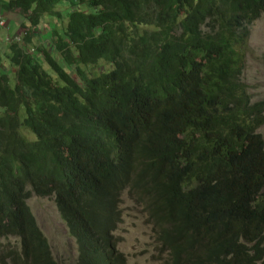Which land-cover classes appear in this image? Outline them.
Segmentation results:
<instances>
[{
	"label": "trees",
	"instance_id": "1",
	"mask_svg": "<svg viewBox=\"0 0 264 264\" xmlns=\"http://www.w3.org/2000/svg\"><path fill=\"white\" fill-rule=\"evenodd\" d=\"M0 12L15 67L12 82L0 68V236L16 242L1 264H56L32 194L54 196L77 264H124L112 232L127 188L166 264H264V102L236 51L264 0H0ZM45 17H65L48 30L58 59L35 43Z\"/></svg>",
	"mask_w": 264,
	"mask_h": 264
},
{
	"label": "rangeland",
	"instance_id": "2",
	"mask_svg": "<svg viewBox=\"0 0 264 264\" xmlns=\"http://www.w3.org/2000/svg\"><path fill=\"white\" fill-rule=\"evenodd\" d=\"M59 10L63 8L60 7ZM9 16L6 15L7 21L10 20ZM21 16L22 14L18 12L11 18L12 25L16 26L14 31L18 29ZM64 24L65 17L59 21L45 17L41 26L34 30L35 43L40 42L42 47H46L56 59L59 55L56 54V50H53L52 36L48 30L53 28L60 30ZM249 30L247 42L236 44V51L240 53L242 65L240 79L252 101L264 102V14L250 24ZM4 33L5 30L0 28V68L7 72L12 82L15 67L9 62L10 51L6 49L7 41ZM108 65L101 64L98 70L109 68ZM43 66L50 71L47 65ZM68 67L70 66H65V70L72 76H76L75 72ZM258 131L264 135V125H261ZM23 132L26 137L34 138L28 129L23 128ZM130 191V188H127L123 192L118 205L120 216L112 232L115 248L124 254V264H166L167 251L155 240L157 227L149 220L142 200ZM26 203L50 246L56 264H75L76 242L68 233L64 220L60 217L54 196L32 194ZM5 241V239L0 240V242ZM8 241L16 244L13 237H8Z\"/></svg>",
	"mask_w": 264,
	"mask_h": 264
},
{
	"label": "bare ground",
	"instance_id": "3",
	"mask_svg": "<svg viewBox=\"0 0 264 264\" xmlns=\"http://www.w3.org/2000/svg\"><path fill=\"white\" fill-rule=\"evenodd\" d=\"M1 16L3 17V24L2 25H0V28H2V29H6V20H5V16L2 14V12H0V18H1ZM4 35H5V40L6 41H9V39H8V37H7V32H6V30H5V33H4ZM15 38V40H19V36H15L14 37ZM262 125H264V123L262 124ZM259 128V127H258ZM258 128L256 129V131H258ZM1 239H5L6 241L5 242H0V255H1V250L2 249H4V247L7 245V243H8V237L7 238H1V236H0V240ZM10 243V242H9ZM76 247H77V255H76V259H75V264H77V262H78V254H79V249H78V245L76 244ZM49 250H50V256H51V259H53V254H52V251H51V249H50V247H49ZM7 259V260H6ZM54 260V259H53ZM5 261H7L8 263H9V261H11L8 257H6L5 258ZM57 263V262H56ZM6 264V263H5Z\"/></svg>",
	"mask_w": 264,
	"mask_h": 264
},
{
	"label": "built area",
	"instance_id": "4",
	"mask_svg": "<svg viewBox=\"0 0 264 264\" xmlns=\"http://www.w3.org/2000/svg\"><path fill=\"white\" fill-rule=\"evenodd\" d=\"M3 24V17L1 16V18H0V25H2Z\"/></svg>",
	"mask_w": 264,
	"mask_h": 264
},
{
	"label": "crops",
	"instance_id": "5",
	"mask_svg": "<svg viewBox=\"0 0 264 264\" xmlns=\"http://www.w3.org/2000/svg\"><path fill=\"white\" fill-rule=\"evenodd\" d=\"M9 16V13H8V15H7V17Z\"/></svg>",
	"mask_w": 264,
	"mask_h": 264
}]
</instances>
